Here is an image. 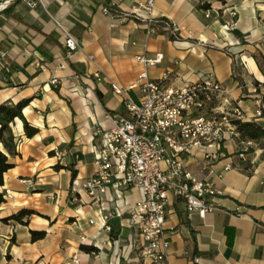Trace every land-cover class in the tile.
Here are the masks:
<instances>
[{"label":"crops","instance_id":"1","mask_svg":"<svg viewBox=\"0 0 264 264\" xmlns=\"http://www.w3.org/2000/svg\"><path fill=\"white\" fill-rule=\"evenodd\" d=\"M46 1L47 12L17 2L0 13V105L29 100L23 114L39 130L28 138L20 119L12 124L19 155L10 158L14 167L0 187V194H12L0 206V264H151L127 225L139 190L111 191L102 198L103 209L82 191L96 172L93 150L100 138L95 134L110 130L114 117L126 113L112 83L139 102L140 89L131 86L143 72L152 81L169 75L166 84L176 89L213 77L226 88L229 103L219 100L212 107L230 114L238 110L243 122L264 125L257 115L264 104V73L253 57H264V0H155L154 17L174 25L175 40L159 25L150 33L131 15L147 0ZM200 4L213 10L210 18ZM105 7L116 13L105 14ZM53 18L79 41L80 51L67 54ZM229 23L235 26L226 31ZM158 54L163 60L155 67L137 61ZM246 142L225 141L209 166L201 152L190 161L194 177L211 182L220 194L208 197L204 218L189 214L172 196L169 264H264V141L242 158ZM21 209L38 215L27 226L3 222ZM116 209L123 216L107 222L119 229L112 238L103 217ZM30 231L46 237L32 242Z\"/></svg>","mask_w":264,"mask_h":264},{"label":"built area","instance_id":"2","mask_svg":"<svg viewBox=\"0 0 264 264\" xmlns=\"http://www.w3.org/2000/svg\"><path fill=\"white\" fill-rule=\"evenodd\" d=\"M17 2L26 3L31 10L42 7L47 12L46 0H0V13ZM154 8L155 0H147L131 15L146 24L150 33L162 24L170 35L177 37L170 21L154 17ZM212 11L202 10L207 18L212 16ZM103 12L116 13L108 7ZM53 21L61 32L67 54L80 51V43L71 32L62 22L54 18ZM234 26L235 23H229L224 29L229 31ZM162 60V54L155 58L137 57L146 68L155 67ZM168 79L169 75H165L160 81H152L143 72L131 86V89H140L139 102L112 83L114 93L123 99L126 113L114 117L110 130L95 134V138H100L93 150L96 172L82 186V191L101 209L103 196L111 191L120 195L130 189L139 190L141 199L129 209L127 225L140 240L142 257L151 264H169L171 242L166 224L172 196L186 205L189 214L196 212L204 218L210 211L208 197L220 194L211 182L194 177L190 161L196 152H201L209 166L223 150L225 141L240 137L233 121L243 120L238 110L230 114L212 107L219 100L229 103L226 88L215 78L208 77L183 89L166 84ZM263 111L264 104H261L258 117ZM255 145L247 141L240 157ZM2 195L5 201L12 198L10 191ZM122 216L117 209L114 214L104 216L105 229L111 232L107 222Z\"/></svg>","mask_w":264,"mask_h":264},{"label":"trees","instance_id":"3","mask_svg":"<svg viewBox=\"0 0 264 264\" xmlns=\"http://www.w3.org/2000/svg\"><path fill=\"white\" fill-rule=\"evenodd\" d=\"M200 10H208L210 6L207 4L198 5ZM11 9V8H9ZM9 9L3 11L4 13L8 12ZM162 27V24L159 25ZM172 40H175L176 37L170 35ZM254 59L256 60L260 70L264 73V57L258 53L255 54ZM29 100H23L18 104H13L11 102H5L0 105V187L4 185V175L14 167L11 163L10 158L16 157L19 155L17 151V139L12 130V124L15 122L16 119H20L24 124V131L25 135L28 138H34L38 133L39 130L33 126H31L28 121L26 120L23 110L28 106ZM264 117V111L261 115ZM234 124L237 126V131L240 134V139L244 141H252L255 143H260L264 141V125L256 122H243V121H233ZM252 148L249 149L247 153H251ZM68 170L72 172V178H75L77 173L76 170L69 166L67 167ZM6 203L3 195L0 194V206ZM34 215H38V213L34 210L30 209H21L16 214L5 218L3 220L4 223H9L13 221L20 225H28L30 218ZM228 235H230V230H226ZM31 240L32 242H37L43 240L46 237L45 232L41 231H30ZM119 234V229L117 225H113L111 228V236L112 238H116ZM195 235L194 231L192 232ZM229 244H232V239L230 238ZM82 251L88 253H97L98 250L95 247H88L82 246Z\"/></svg>","mask_w":264,"mask_h":264},{"label":"rangeland","instance_id":"4","mask_svg":"<svg viewBox=\"0 0 264 264\" xmlns=\"http://www.w3.org/2000/svg\"><path fill=\"white\" fill-rule=\"evenodd\" d=\"M76 197H77V195H76ZM8 259H10V257H8Z\"/></svg>","mask_w":264,"mask_h":264}]
</instances>
